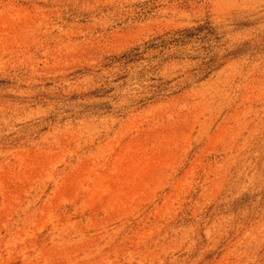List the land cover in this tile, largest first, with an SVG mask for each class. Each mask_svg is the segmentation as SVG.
<instances>
[{
  "label": "rangeland",
  "instance_id": "374dc122",
  "mask_svg": "<svg viewBox=\"0 0 264 264\" xmlns=\"http://www.w3.org/2000/svg\"><path fill=\"white\" fill-rule=\"evenodd\" d=\"M205 18L251 54L142 109L83 100ZM0 264H264V0H0Z\"/></svg>",
  "mask_w": 264,
  "mask_h": 264
},
{
  "label": "trees",
  "instance_id": "16d2710c",
  "mask_svg": "<svg viewBox=\"0 0 264 264\" xmlns=\"http://www.w3.org/2000/svg\"><path fill=\"white\" fill-rule=\"evenodd\" d=\"M221 26L210 18L196 21L190 26L164 31L120 54L105 57L96 74L95 89L83 100H104L118 89L136 92L137 99H129L137 109L162 102L181 93L193 83H201L219 71L228 61L251 54L248 43L228 48L223 41ZM188 65L185 74L172 79L162 73L166 69ZM186 75V76H185ZM181 79H184L181 83ZM97 111L109 113L111 106L103 102Z\"/></svg>",
  "mask_w": 264,
  "mask_h": 264
}]
</instances>
